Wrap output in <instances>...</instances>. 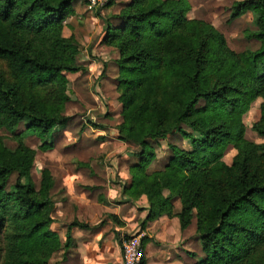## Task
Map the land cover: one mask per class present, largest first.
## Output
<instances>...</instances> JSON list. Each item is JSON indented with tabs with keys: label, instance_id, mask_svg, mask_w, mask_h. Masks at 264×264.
Returning <instances> with one entry per match:
<instances>
[{
	"label": "trees",
	"instance_id": "trees-1",
	"mask_svg": "<svg viewBox=\"0 0 264 264\" xmlns=\"http://www.w3.org/2000/svg\"><path fill=\"white\" fill-rule=\"evenodd\" d=\"M75 1L0 0V129L17 142L10 148L0 135V264H52L62 250L66 262L76 245L73 228H92L74 220L64 242L51 229L54 177L42 168L36 187L31 176L36 151L24 141L37 136L39 149L46 151L57 128L71 120L63 73L86 71L76 64L74 40L63 35ZM190 10L188 0H131L116 16L120 26L106 22L102 43L120 52L123 121L117 130L141 149L123 192L131 200L146 196L143 230L162 216L178 217L185 230L196 211L205 257L195 264H264V143L246 140L241 120L261 98V116L252 129L264 137V0L230 7L229 22L253 15L255 28L247 38L259 47L242 52L232 50L213 24L189 18ZM21 123L25 129L17 133ZM178 132L190 138L192 150L170 145L173 156L165 168L147 173L154 158L149 140ZM229 145L237 150L232 165L223 161Z\"/></svg>",
	"mask_w": 264,
	"mask_h": 264
},
{
	"label": "rangeland",
	"instance_id": "rangeland-1",
	"mask_svg": "<svg viewBox=\"0 0 264 264\" xmlns=\"http://www.w3.org/2000/svg\"><path fill=\"white\" fill-rule=\"evenodd\" d=\"M130 1L115 0L113 4L109 5L108 2L103 6H90L86 0H76L73 3V10L64 21L63 35L74 40V44L79 50L76 56V64L85 68L86 71L63 73V77L69 84L71 97V100L66 103L65 114L70 116L71 120L65 126L57 128L54 133L53 146L46 151L39 149L40 140L37 136H28L24 139L25 143L36 151L35 163L31 171L32 180L36 187L39 188L40 185L42 168L47 167L51 172L53 171L52 175L54 173L53 177L54 181L56 179L55 185H57L51 190L54 203L52 216H55L56 221L59 222L56 229L59 231L63 242L66 239L69 225L65 219H61L63 214L71 213L72 221L80 218V221L90 223V221L84 220V218L90 220L85 217L88 215L86 205L78 210L77 198L86 199L84 195L87 193L88 187L91 186L90 184H93L92 188L97 187L94 182L100 184L99 186L107 185V189L116 185L119 190H122L121 186L124 185L125 180L121 178L120 174L125 173L128 176L130 174L129 165L133 161H138L137 153L140 152V147L134 143L123 141L117 130L118 125L123 121V105L119 100L120 91L118 89L120 52L117 48L102 43L106 34V22L112 26H120L122 22L116 19V16ZM188 1L191 5L188 17L202 19L213 24L225 36L232 50L242 52L246 49L259 47L256 40L247 38V32L255 28L251 12L229 22L230 7L235 1L240 0ZM2 67L6 69L4 63ZM261 103V98L254 100L241 118L245 126L244 138L250 142L264 143V137L259 136L252 129V125L260 119ZM183 128L186 131H191L188 126H183ZM24 129L25 124L21 123L17 128V133ZM0 135L5 137L8 147L15 148L17 146L13 134L7 130L0 129ZM149 143L154 151V158L147 169L149 174L163 170L169 163L173 156L170 145L192 150L190 138L180 132L167 139L149 140ZM236 155V148L229 145L223 153V161L227 165H232ZM71 168L83 169L86 174H81L79 180L72 183V188L69 190L72 196L67 193L66 188L62 187L66 176L71 174ZM93 175H99L103 180L88 179V176ZM15 177L13 175L11 181H14ZM165 194L167 195L168 191H165ZM143 197L146 196L140 197L142 202L145 201ZM114 200L112 202L114 205L126 204L122 193H118ZM99 201L102 202V199ZM138 205L141 206L142 204ZM173 205L174 212L179 213L181 203L178 198L173 199ZM121 207L124 210L127 209V205ZM142 210L143 208H139L138 212ZM110 211H106L102 218L95 220L99 222L96 223L99 225L94 224L89 229L90 233H93L92 230H96L98 227L103 230H101L102 237L98 240V246L106 247V241L111 238L112 242L122 252V245L117 240L116 235V232H119L123 240H125V236H134L139 237L142 243V240L146 238L145 247L142 248L145 260L149 256V252L146 251L147 245L152 243V258L155 264H162L169 258L175 262L179 261L178 264H195L205 257L196 228V211H194V218L187 228V234H192L190 238L192 245L189 247L190 251L187 252L184 249L182 234L176 233L175 230V223L172 219L176 216L172 218L166 216L167 219L163 224H155L151 231L152 238H150V233L148 232V235L146 230L141 229L142 219H138L137 223L135 221L128 223L130 221H127L121 225L113 218L114 215ZM79 212H81V217L78 215ZM130 212L131 207L127 209V213ZM131 214L137 216L135 210ZM103 232H105L104 235ZM198 254L201 257H198ZM66 262H63V250L57 252L51 259L52 264H68ZM165 263L171 264V261Z\"/></svg>",
	"mask_w": 264,
	"mask_h": 264
},
{
	"label": "crops",
	"instance_id": "crops-1",
	"mask_svg": "<svg viewBox=\"0 0 264 264\" xmlns=\"http://www.w3.org/2000/svg\"><path fill=\"white\" fill-rule=\"evenodd\" d=\"M136 162L137 161H133L130 165H132ZM130 165H129V167H130ZM92 167L95 168L94 166H92ZM129 167H128V169H129ZM70 173L71 174L69 176H66V178L64 179L62 187L66 188L67 193L72 196V193L69 191L72 188V183H76L79 180V176L81 174L82 175H86V174H85V171L83 169H76V168H71ZM53 175H54V173H53ZM120 175H121V178L126 181V182L124 181V185L121 186L122 190H119V187L116 185L110 187V189H107V187H108L107 185L103 184V186H99L100 184H98L96 182H94L97 185L96 188H92L93 184H90L91 186L88 185V186H90V187H88V190L86 191L88 194L86 193L84 195V196H86V199H82V198L78 197L77 198V204H78V210L79 209L81 210L83 208V206L86 205V208H87L86 211H87L88 215H86L85 217L89 218L90 220L85 219L84 217L83 218L86 221H90V223L80 221V218H76L79 222L88 223L91 226H94V224L99 223V222H96L95 220H99L100 218H102L103 214L109 210L112 211V212L111 211L110 212L112 215H114L113 218H115L118 221V223H120L121 225H124V223L125 222L127 223V221H130L128 223H131L132 221H135L137 223L138 219H142V221H143L146 218V216L148 214V201H147L146 197H143V198H145V201H143V202L141 201V198L137 199V200H131L130 196L123 192L124 186L130 184L131 176L129 177L130 174L127 176L125 173L120 174ZM93 178L98 180V181L103 180L99 175L88 176V179H93ZM55 181H56V179H55ZM56 185L54 183L55 187H56ZM107 190H109L110 192H108ZM111 190H114V192H111ZM118 193H120V194L122 193V195L125 199V203H126L125 205H127V209H129V207H131L130 213H127V209L124 210L121 207V206H125V205H114L112 203L115 201L114 197ZM99 199H102V202L99 201ZM138 204H142V205L139 206ZM139 208L140 209L143 208V210L141 212H138ZM134 210L136 211L137 216L134 214H131V213H133ZM78 215H79V217H81L82 216L81 212H79ZM53 218H54V222L51 225V229L56 231L59 234V231L56 229L57 225H59V222L56 221L55 216ZM61 219H65L66 223H69V225L73 222L71 220L72 219L71 213L63 214ZM166 219H167V217L163 216V217H160L154 221H150L147 224V226L144 230H146L147 233L148 232L150 233V235L148 233L150 238H152L151 231L154 229V225L157 223L163 224L166 221ZM174 219H172V220L175 223V227H176L175 230L177 231L176 233L179 232L180 235L182 234L183 241H184V249L186 252L190 251L189 247L192 245L190 243V238L192 237V234L191 235L187 234L188 229H186L185 231H183V230L181 231V229L179 228V221H178L177 217H175ZM142 221H141V223H142ZM96 225H99V224H96ZM100 228L98 227L96 230H92V231H94L93 233H90L89 229H82L79 227L73 228L72 235L75 239L76 245H75V247H73L69 251L68 260H67L68 264H114V263L123 264V256H122L121 249L119 250L117 248V245H115L112 242L110 237H108L110 239L107 240L105 243L106 247H104L102 245L98 246V243H99L98 240H100V238L102 237L101 232L103 231ZM104 233L105 232H103V235H104ZM180 235H178V236H180ZM59 236L61 237L60 234H59ZM151 246H152V243H148L147 249H146L147 253L149 252V256H147V260H146L147 264H155L153 262V258H152L153 257L152 249L153 248H151ZM198 257H201V255L198 254ZM171 259L172 258H169L168 260L164 261L162 264H166L165 262H167L169 260L171 261V264H178L179 263V261L175 262Z\"/></svg>",
	"mask_w": 264,
	"mask_h": 264
},
{
	"label": "built area",
	"instance_id": "built-area-1",
	"mask_svg": "<svg viewBox=\"0 0 264 264\" xmlns=\"http://www.w3.org/2000/svg\"><path fill=\"white\" fill-rule=\"evenodd\" d=\"M90 6L105 5L109 0H86ZM123 264H143V249L139 237L125 236L122 239Z\"/></svg>",
	"mask_w": 264,
	"mask_h": 264
}]
</instances>
